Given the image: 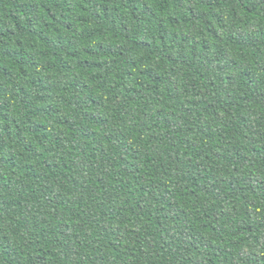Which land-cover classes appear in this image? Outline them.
Listing matches in <instances>:
<instances>
[{
  "label": "trees",
  "instance_id": "16d2710c",
  "mask_svg": "<svg viewBox=\"0 0 264 264\" xmlns=\"http://www.w3.org/2000/svg\"><path fill=\"white\" fill-rule=\"evenodd\" d=\"M0 264H264V0H0Z\"/></svg>",
  "mask_w": 264,
  "mask_h": 264
}]
</instances>
